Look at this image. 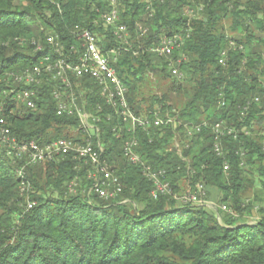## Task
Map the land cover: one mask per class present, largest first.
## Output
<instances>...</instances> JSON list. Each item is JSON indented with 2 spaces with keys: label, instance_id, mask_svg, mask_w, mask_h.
Segmentation results:
<instances>
[{
  "label": "trees",
  "instance_id": "obj_1",
  "mask_svg": "<svg viewBox=\"0 0 264 264\" xmlns=\"http://www.w3.org/2000/svg\"><path fill=\"white\" fill-rule=\"evenodd\" d=\"M116 4L128 45L104 24L101 15L109 10L104 0H0V105L11 136L39 144L83 141L76 117L56 115L50 84L38 88L32 111L10 103L8 91L15 88L10 74L50 54L47 36L72 46L75 27L88 29L104 52H119L113 67L128 91L131 111L148 117L159 111V117L168 113L176 120L175 126L135 130L141 160L165 170L176 196L183 194L181 182L191 191L203 183L207 192H218L227 211L168 195L152 199L150 182L123 156L122 145L132 134L96 95L92 81L83 80L80 84L93 91L86 95L88 109L102 107L97 125L102 159L123 192L107 202L82 195L80 188L72 195L69 184L77 178L87 184L89 167L70 157L25 167L19 178L22 162L0 149V264H264V0ZM138 27L147 30L144 36ZM174 34H188L173 53L186 59L179 66L180 82L168 74L166 60L149 51ZM150 73L169 86L154 83ZM216 123L236 129L235 139L227 132L219 138V157L213 152ZM194 125H201V132L187 138L185 128ZM249 173L256 176L262 198L248 197L255 183ZM253 210L255 219L248 221Z\"/></svg>",
  "mask_w": 264,
  "mask_h": 264
},
{
  "label": "built area",
  "instance_id": "obj_2",
  "mask_svg": "<svg viewBox=\"0 0 264 264\" xmlns=\"http://www.w3.org/2000/svg\"><path fill=\"white\" fill-rule=\"evenodd\" d=\"M109 5V10L101 15L106 26L113 28L116 36L124 45H128L129 32L127 27L119 22L118 6L116 0H104ZM141 36H144L146 30L138 27ZM77 44L66 46L59 36L49 35L46 38V45L49 47L50 54L41 55L38 62L31 67L24 68L16 73L10 74L14 89L8 91L12 94L9 98L10 103L17 108L23 107L28 111L36 110V101L39 98L38 88L45 84L52 86L51 98L55 102L56 115L61 117H76L79 120V129L82 134V142L72 141L66 138L47 141L39 144L36 141H21L11 136L10 124L3 114L4 108L0 105V149H4L9 158L22 162V166L16 172L20 178L23 175L25 167H34V165L55 162L58 158L70 157L73 161L83 162L89 167L87 181L84 185L80 178L73 180L68 189L72 195H77L81 191L82 195L95 196L102 201L115 200L123 192L119 177L111 170L110 165L102 159L103 148L100 146L98 136V124L102 121L99 113L102 107L97 105L94 110L88 109L86 95L93 91L88 87H83L81 81H92L96 95L108 104L114 111L116 118L124 124L126 132L132 134V137L124 142L123 156L131 165L140 169L141 175L151 184L150 197L157 199L159 196H172L183 204L203 206L215 210L207 201V188L203 183H197L194 190L188 189L183 195L176 196L171 188L165 170H153L146 165L140 156L136 153L137 140L134 136L135 130L143 131L154 126L161 125L175 126L176 120L173 116L165 113L159 117V111H155L151 117L138 116L131 111L126 101L127 89L122 83L113 67L116 63L119 52H104L98 45L95 34L88 29H80L77 26L72 32ZM188 37L181 34H174L172 37H162L158 40L156 46L149 51L158 58L166 60L167 71L171 78L178 82L184 79L179 66L186 59L173 58V53L179 50ZM35 51L42 52L40 45H35ZM219 63H223V59ZM256 101H258L256 99ZM174 113V112H173ZM107 121L111 120L110 115H105ZM201 125L190 126L186 129V137L190 138L194 134L201 132ZM214 134L213 152L216 156L222 155L221 143L219 138L227 132L232 138H236V129H227L221 123L211 126ZM96 143H93V140ZM175 146L178 147L177 143ZM243 156V154H241ZM243 165V162L240 166ZM229 165L223 163L222 171L227 173ZM78 188L79 191H78ZM33 204L28 203V209ZM219 209L227 211L226 206L221 205Z\"/></svg>",
  "mask_w": 264,
  "mask_h": 264
},
{
  "label": "rangeland",
  "instance_id": "obj_3",
  "mask_svg": "<svg viewBox=\"0 0 264 264\" xmlns=\"http://www.w3.org/2000/svg\"><path fill=\"white\" fill-rule=\"evenodd\" d=\"M147 17H150L151 18V15L150 16H147ZM149 20V19H148ZM143 25V24H142ZM145 29V28H144ZM146 30V29H145ZM147 31V30H146ZM258 35H260V34H257V36ZM149 78L154 82V83H157L159 86L161 85V86H163L164 88L165 87H167V86H169V82L168 81H166V80H163V78H162V76H156V75H154V74H152V73H150V75H149ZM157 94L160 96V94H161V92H157ZM247 177H249V178H252L253 180H254V187L251 189V191L249 192V195H248V197H250V198H252L253 197V195H252V193H255L256 194V196L258 197V198H262V192L260 191V186L258 185V183L256 182V176L254 175V174H248V176ZM180 187H182V189H181V192L183 193V194H185L187 191H188V189L190 188L188 185L186 186L185 184H183L182 182H181V184H180ZM187 188V189H186ZM211 191H213V192H211ZM182 194V195H183ZM206 201L211 205V206H213V208H216V207H221V203H220V200H219V194H218V192H216L213 188H208V192H207V197H206ZM252 214H250V217L248 218V221H254V219H255V217L254 216H256V213H255V211L253 210L252 212H251Z\"/></svg>",
  "mask_w": 264,
  "mask_h": 264
},
{
  "label": "crops",
  "instance_id": "obj_4",
  "mask_svg": "<svg viewBox=\"0 0 264 264\" xmlns=\"http://www.w3.org/2000/svg\"><path fill=\"white\" fill-rule=\"evenodd\" d=\"M211 192H213V191H211Z\"/></svg>",
  "mask_w": 264,
  "mask_h": 264
}]
</instances>
